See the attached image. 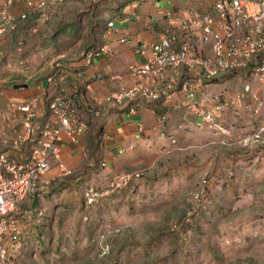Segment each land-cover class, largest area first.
Masks as SVG:
<instances>
[{"label":"crops","instance_id":"obj_1","mask_svg":"<svg viewBox=\"0 0 264 264\" xmlns=\"http://www.w3.org/2000/svg\"><path fill=\"white\" fill-rule=\"evenodd\" d=\"M6 1L0 0V4ZM10 1V11L15 16L27 10L25 0ZM210 1L60 0L56 5L29 11L24 19L17 21L14 30L0 35V107L10 101L35 100L37 111L42 112L46 109L48 98L69 95L74 107L88 124L87 129L76 137L62 133L59 140L62 161L71 173L57 176L50 189L37 198H28L19 206L25 245L14 258L18 264H66L70 261L76 264H102L93 245L87 243L85 234L80 236L78 230L81 215L86 214L88 208L84 204L83 190L91 185L105 186L110 175L130 171L133 164L140 161L138 155L145 148L155 149L159 142L166 145L165 150L171 149L187 132V128H203L196 124L187 107L180 105L185 97L180 90L183 81L181 75L177 78L175 95L165 102L140 101L135 111H130L126 104L118 106L102 98L113 90L131 86L133 78L128 73L130 64L144 62L150 56V44L166 29L178 28L180 20L190 8L208 10ZM82 27L87 32L85 40L78 32ZM67 38L69 43L81 45L79 52L62 53L52 47L60 42L68 43ZM92 45L105 46L106 49L86 63L84 54ZM197 49L204 54L210 52L209 45ZM58 52L62 55L56 59L54 55H58ZM179 72H184L182 66ZM243 81L240 76L226 75L219 80L196 85V98L201 94H219L226 105L224 122L232 131L264 124V84L251 77V89L245 91ZM253 94L262 100L261 105ZM207 104L211 105V102L207 101ZM162 114L166 118L160 131L157 124ZM181 123L183 126L178 127ZM6 124L0 122V125ZM101 129L107 131L106 138H101ZM205 135L211 146L210 173L219 180L226 173L228 158L247 163L256 158L254 152L246 155L245 149L227 146L233 142L230 138L221 140L209 131ZM171 138H175V141L171 142ZM1 148L7 149L18 160H25L28 156V150L24 147L15 150L10 145H1ZM261 158L264 160V153ZM102 161L104 165H101ZM251 166H244L249 169L246 180L234 185L240 196L229 201H239L245 206L241 211L253 214L252 201L256 199V190L261 186L258 182L247 180L252 179L256 168ZM57 171V167L53 166L47 175L54 177ZM224 209L223 206L220 210ZM233 209L238 210L229 217L226 209L225 213L216 211L215 216L230 220L239 212V208ZM38 211H42V215ZM198 215L208 218L207 211ZM134 220L136 218L130 220L132 225L127 229L131 231L133 241L128 242L131 251L126 264L161 262L166 252L155 242L161 235L151 232L148 243L138 244ZM235 220H241V217ZM67 225L74 227L67 230ZM68 236L76 238V241L68 244ZM178 253L181 255V251ZM70 254L77 256L69 257ZM180 255L177 259H181ZM191 257L192 254L185 263L196 264L195 257Z\"/></svg>","mask_w":264,"mask_h":264},{"label":"built area","instance_id":"obj_2","mask_svg":"<svg viewBox=\"0 0 264 264\" xmlns=\"http://www.w3.org/2000/svg\"><path fill=\"white\" fill-rule=\"evenodd\" d=\"M55 1L25 0L27 10L19 16L10 11V0L0 4V34L13 29L29 11L42 9ZM204 45H209L208 54L197 49ZM105 49V46H99L87 50L86 63ZM181 66L183 73L179 72ZM128 71L133 78L132 85L113 90L102 100L118 106L126 104L130 111H135L140 101L165 102L176 94L177 78L181 75L180 90L185 97L180 105L187 107L196 124L225 140L233 133L224 122L225 103L219 94H201L196 98V85L226 75L243 78L245 91L251 89V77L264 84V0H211L208 10L190 8L178 28L166 29L150 44V56L144 62L130 64ZM253 97L259 105L262 104L256 94ZM35 104V100L10 101L0 107V122H7L0 125V264H13V259L23 248L19 206L28 198H37L46 192L57 176L71 173L61 158L59 140L62 133L74 138L88 127L69 95L48 98L42 112L37 111ZM165 118L164 114L159 118L157 127L160 131ZM182 126V123L178 125ZM263 131L264 126L259 125L243 134L240 141L247 144L263 140ZM100 134L101 138L108 136L105 129H101ZM174 141L175 138H171V142ZM1 145H10L15 150L24 147L28 156L25 160H18ZM104 164L102 161L101 165ZM53 166L58 171L54 177L48 176ZM140 175V171L115 173L109 178L104 192H114ZM101 194L96 187L87 186L84 189L85 203H91ZM42 213L38 211L39 215ZM105 238L104 234L91 238L101 256L108 254L110 249Z\"/></svg>","mask_w":264,"mask_h":264},{"label":"rangeland","instance_id":"obj_3","mask_svg":"<svg viewBox=\"0 0 264 264\" xmlns=\"http://www.w3.org/2000/svg\"><path fill=\"white\" fill-rule=\"evenodd\" d=\"M58 1L47 5H56ZM78 32L85 40L86 30L82 27ZM69 38L72 40V37ZM52 47L62 53H77L81 45L69 43L68 39V43L60 42ZM62 53L54 55V58L59 59ZM259 125L264 126L255 124L252 128ZM252 128L232 131L227 138L233 142L227 146L245 149L246 155L254 152L255 160L247 163L228 158L222 180L210 173L211 146L205 135L210 130L206 127L187 128V132L171 149L165 150L166 145L159 142L155 145L157 149L145 148L138 155L140 161L134 163L130 170L140 171L138 178L114 192L105 193L103 184L94 186L102 194L88 204L84 199L88 208L80 218V236L85 234L87 243L93 245L102 264H126L131 251L128 242L133 241L131 231L127 229L132 225L130 220L136 218L133 222L136 224L134 230L138 244L148 243L151 232L161 235L155 242L166 253L162 261L156 264H189L185 260H189L191 254L196 264H264V160L261 158L264 153V131L263 140L247 144L240 141L242 135L251 132ZM246 164L256 167L252 179L247 180L258 182L261 186L256 190V199L252 201L253 214L241 211L245 206L239 201H229L240 196L234 185L246 180L249 174V169L244 168ZM223 206L228 210V217L238 210L233 208H239V212L230 220L215 216L216 211L226 212L225 209L220 210ZM203 211H207L208 218L199 217L198 214ZM239 217L241 220H235ZM73 227L67 225V230ZM97 234H104L110 246L108 254L104 256L99 254L96 244L91 240ZM72 240L76 241V238L68 236L67 243L71 244ZM178 251H181V255ZM179 255L181 259H177ZM13 261V264H18L16 259ZM66 264L76 263L70 261Z\"/></svg>","mask_w":264,"mask_h":264},{"label":"trees","instance_id":"obj_4","mask_svg":"<svg viewBox=\"0 0 264 264\" xmlns=\"http://www.w3.org/2000/svg\"><path fill=\"white\" fill-rule=\"evenodd\" d=\"M97 47H98L97 45H92V46H89L88 50H89V49H94V50H95ZM50 186H51V185H50ZM49 189H50V187H49Z\"/></svg>","mask_w":264,"mask_h":264},{"label":"bare ground","instance_id":"obj_5","mask_svg":"<svg viewBox=\"0 0 264 264\" xmlns=\"http://www.w3.org/2000/svg\"><path fill=\"white\" fill-rule=\"evenodd\" d=\"M256 128H252V131L255 130Z\"/></svg>","mask_w":264,"mask_h":264}]
</instances>
